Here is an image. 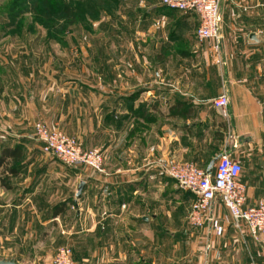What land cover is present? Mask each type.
I'll use <instances>...</instances> for the list:
<instances>
[{"label": "crops", "instance_id": "1", "mask_svg": "<svg viewBox=\"0 0 264 264\" xmlns=\"http://www.w3.org/2000/svg\"><path fill=\"white\" fill-rule=\"evenodd\" d=\"M135 3L141 16L132 21L141 42L133 51L141 63L122 66L119 79L108 71L102 81H71L65 93H57V86L41 97L46 120L57 127L72 124L79 143L106 155L105 175L91 172L77 182L84 181V187L72 208L75 220L83 219L72 245L81 264H158L154 253L162 233L174 238L177 229L159 222L153 197L162 194L173 205L187 204L191 197L166 175L169 163L194 162L206 169L210 159L225 150L241 160L239 180L246 186V203L264 202V19L257 17L264 0H223L217 50L211 40L198 41L193 14L160 11L161 0ZM241 7L244 12L237 16ZM251 32L263 41H249ZM149 72L156 81L145 86ZM81 89L89 91L84 94L88 100L82 96L86 107L79 106ZM221 94L228 99L225 112L213 105ZM28 97L35 99L30 92ZM29 136L9 133L25 145ZM159 186L156 195L149 192ZM224 208L216 202L214 213L225 219ZM61 214L52 213V220ZM166 214L177 218L176 205ZM227 221V243L240 240L252 250L257 247L244 227H230ZM179 233L187 236L188 230ZM259 246L264 253V244ZM211 249L206 247V264H211ZM215 264H221L218 256Z\"/></svg>", "mask_w": 264, "mask_h": 264}, {"label": "rangeland", "instance_id": "2", "mask_svg": "<svg viewBox=\"0 0 264 264\" xmlns=\"http://www.w3.org/2000/svg\"><path fill=\"white\" fill-rule=\"evenodd\" d=\"M139 9L135 0L114 5L104 0H0V146L21 142L24 149L18 175L10 176L0 169V179H5L8 185H0V259L43 264L51 260L60 247L66 246L76 260L72 238L83 219L81 216V220L76 221L75 208H72L74 200L76 202L77 182L87 173H107L106 155L99 148L79 143L77 135L72 133V124L63 122L57 127L46 120L41 97L54 92L57 86L61 88L57 93H65L71 81H102L108 71L119 79L122 66L141 63L137 62L133 51L141 42L136 38V26L132 21L140 19ZM239 9L235 12L237 16L244 12L242 7ZM263 13L264 10L257 17L264 19ZM93 68L99 70L93 73L94 78ZM151 74L145 75V86L156 81ZM98 90L103 91L102 88ZM80 91L79 106L86 107L82 96L88 100L84 94L89 91ZM29 92L34 100L29 99ZM37 123L73 136L83 150H100L103 171L96 172L84 165L66 166L54 155L44 152L36 135ZM9 133L30 135L24 138L27 146L21 138L9 137ZM149 192L156 195L160 186ZM190 195L189 203H174L177 218L166 216L174 207L173 203H168L169 199L162 194L153 197L158 201L154 209L158 208L161 213L159 222L169 224L171 230L177 229L174 238L169 232L162 233L160 248L154 253L156 263L206 264L205 252L209 246L213 255L211 264H215L217 256L221 264L223 261L225 264L234 261L236 264H262L264 253L259 246L262 243L257 242L252 250L240 240L227 243L229 227L224 234L217 235L206 222L192 225L189 211L193 195ZM61 202L65 209L59 219L52 220L53 207ZM223 214L231 221L225 208ZM185 228L188 235L181 236L179 232ZM208 230L213 240L210 244L207 243ZM221 239L224 240L221 242Z\"/></svg>", "mask_w": 264, "mask_h": 264}, {"label": "built area", "instance_id": "3", "mask_svg": "<svg viewBox=\"0 0 264 264\" xmlns=\"http://www.w3.org/2000/svg\"><path fill=\"white\" fill-rule=\"evenodd\" d=\"M223 0H161L162 5L192 13L198 19L196 36L198 41L211 40L212 47L219 49L220 5ZM228 99L221 94L213 100L216 108L224 110ZM37 139L42 150L58 158L66 166H88L96 172L103 171V154L100 150L81 149L75 138L59 130H51L42 123L35 125ZM214 165L211 174L193 162H173L165 168L167 176L174 179L177 186L193 195L189 219L192 225L200 226L205 222L217 235L226 231L225 220L214 213L216 202H221L227 209L236 229L245 227L256 242L264 244V202L246 203V186L239 180L243 170L240 159L233 158L227 151ZM43 264H81L72 258L69 247H60L54 257Z\"/></svg>", "mask_w": 264, "mask_h": 264}, {"label": "trees", "instance_id": "4", "mask_svg": "<svg viewBox=\"0 0 264 264\" xmlns=\"http://www.w3.org/2000/svg\"><path fill=\"white\" fill-rule=\"evenodd\" d=\"M104 1L111 2L114 5L116 3H119L121 0H104ZM159 10L169 12L170 15H172L171 14L172 11H177L174 9H170L166 6L161 7ZM194 19H197L196 16ZM23 152L24 149H23V144L21 142H16L12 146L9 144H2L0 146V169H2L3 172H7L10 176L18 175L20 168L22 166ZM10 163H13V165H9ZM0 185L8 186L7 183H5V179H0ZM64 209L65 206L63 202H61L60 205H56L53 208V213L61 214L64 211Z\"/></svg>", "mask_w": 264, "mask_h": 264}, {"label": "water", "instance_id": "5", "mask_svg": "<svg viewBox=\"0 0 264 264\" xmlns=\"http://www.w3.org/2000/svg\"><path fill=\"white\" fill-rule=\"evenodd\" d=\"M248 40L251 42H261V41H263V38L260 35H258L257 33L251 32L248 34ZM220 156H221V153H218L210 159V161L206 167V172L208 174H211L212 169L215 165V162L217 161V159ZM83 187H84V181H80L79 185L77 187V191L75 193L76 197H78L81 194ZM0 264H22V263H17L13 258H10V259H0Z\"/></svg>", "mask_w": 264, "mask_h": 264}]
</instances>
